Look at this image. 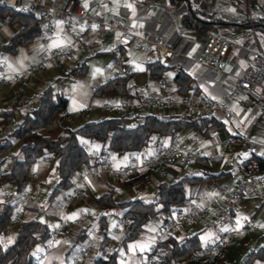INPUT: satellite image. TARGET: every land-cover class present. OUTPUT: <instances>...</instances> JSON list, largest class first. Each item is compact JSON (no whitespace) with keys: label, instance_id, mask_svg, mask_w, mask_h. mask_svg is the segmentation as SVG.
Returning a JSON list of instances; mask_svg holds the SVG:
<instances>
[{"label":"crops","instance_id":"crops-1","mask_svg":"<svg viewBox=\"0 0 264 264\" xmlns=\"http://www.w3.org/2000/svg\"><path fill=\"white\" fill-rule=\"evenodd\" d=\"M77 5L85 8L93 20L111 21L115 25L127 27L135 36V41L127 46H119L115 35L108 33L104 37H97L93 31H85L74 21H70L69 24L53 23L47 34L41 35L32 43L16 48L12 54H0V74L5 75L0 85V111H12L15 125L18 109L28 111L34 108L39 93L46 87L60 92L67 99L64 111L54 120L55 127L42 130V133L58 131L57 136L65 129L73 130L86 122L117 117L116 113L104 109V106H114L128 99L142 101L149 93L157 91L156 79H149L146 73V66L149 64L158 62L168 67L161 75L165 77L164 90L160 91L163 99L178 104L196 95L215 105L223 103V98L234 83V77L243 75L255 64L257 57H260L264 64V33L257 32L248 25L257 19H264V0H200L197 7L200 13L229 25L214 27L206 33L192 32L182 27L180 17L185 12L186 5L181 0H177L173 6H170L167 0H42L36 9L35 17L43 26L49 6L70 12ZM17 28V25H12L7 20L0 21V45L4 44ZM144 33L149 34L151 41L160 40L174 51L171 58L161 59L151 43L145 44L143 50H138L139 38ZM210 34L224 36L236 43V48L226 63V74L214 75L197 62L199 51ZM117 46L131 70L125 89L123 88L128 96L112 91L97 95V90L92 92L91 87L96 86L98 89L105 81L113 78L111 53ZM69 50H73L71 57L66 54ZM179 70L190 78V84L185 87L184 93L178 92L174 79ZM11 75H17L19 80L14 82L10 78ZM16 88H21L23 94L18 102L12 105L10 98ZM223 104L230 111V116L224 118L220 111H213L206 118L215 124L208 127L205 134L186 128L178 132L173 142L167 137L163 138L158 146L150 142L152 150L149 153L144 150L141 153L100 155L99 143L81 141V144H87L89 159L86 166L95 176L88 177L83 182L72 183L68 189L52 198L48 196L58 178V156H42L30 166L19 194H14L11 186L0 184V204L9 202L16 207L21 206L14 214L18 216V220L15 221L14 216L11 217V221L0 232L2 245L6 246L12 242L18 222L36 219L46 223L50 233V238L44 245L37 244L33 249L39 254L36 264H77L76 260L70 261L71 255L77 252L73 248L84 249L90 246V233L93 234L96 230L90 232L89 227L94 223L101 226L98 217L104 213L93 208L96 196L111 191L115 200L120 203L124 200L118 190L126 193L133 191L134 197L128 200L139 201L143 198L147 203H151L157 185L165 183L158 178V173L163 172V167H160L157 173L140 172L129 180L123 179L120 169L128 158L134 155L149 157L158 152L177 150L200 158L204 166H199L192 160L188 171L182 173L178 170V176L181 178L189 173L192 176H200L197 171H204L202 176L207 180L192 188L188 187V196L189 201L211 212V201L222 203L220 186L232 187L229 173L239 170L241 163L248 158L258 163L264 161V104L257 106L256 95L243 91H238L233 99ZM178 113V108L161 115L148 112L163 119L177 118ZM145 114L147 113H137L126 122L138 121V116ZM5 126L0 120V138H4L7 133ZM228 137L247 140L254 145L253 151L242 152L238 147L232 146L221 154L220 145ZM178 141H184L181 148H178ZM17 146L18 144L14 143L10 149L0 154V174L10 167V155L16 152ZM123 154L125 156L121 157ZM109 170L114 173L113 176L108 174ZM166 177V180L174 181L173 177ZM210 180L213 184L208 185ZM261 191L264 192V186ZM246 200L254 210V215L264 219V201L246 197L242 204ZM253 201H256V204H252ZM183 211L184 207L180 212L174 213L172 219L175 220ZM237 213L239 209L235 214ZM116 221L115 214L106 218V234L107 226L111 228L109 237H116L121 232L122 228ZM152 222L155 227L151 230L155 234L159 228V220L153 219ZM252 229L257 228L252 226ZM83 230L85 240L73 247L77 233ZM193 233L198 237L202 234L201 244L211 238V234L201 232L197 225L193 228ZM173 236L180 239L176 233ZM69 249L71 250L68 252ZM70 252L72 254L69 258ZM226 255L221 257L222 264ZM141 258L140 264L152 261L146 259L145 252Z\"/></svg>","mask_w":264,"mask_h":264},{"label":"trees","instance_id":"trees-1","mask_svg":"<svg viewBox=\"0 0 264 264\" xmlns=\"http://www.w3.org/2000/svg\"><path fill=\"white\" fill-rule=\"evenodd\" d=\"M170 6L177 0H167ZM185 3V12L180 17L182 27L197 33H206L219 26H229L220 20L210 19L207 14L200 13L198 4L200 0H181ZM7 20L12 25H17V30L10 38L0 45V54H12L18 47L32 43L40 37L41 24L35 14H20L0 3V21ZM257 32L264 33V19H257L248 23ZM238 26V25H236ZM168 67L158 62L146 66L149 79L159 78ZM129 77V76H128ZM128 77L112 80L116 84L115 93L128 96L124 91ZM178 92L184 93L185 87L190 84V78L182 71L175 75ZM112 91L111 84L100 86L96 94L102 95ZM67 99L50 87L43 89L34 108L24 111L18 109V120L15 127L0 138V154L6 152L14 143H17L16 152L10 155V167L0 174V184L12 187L14 194H19L26 181L27 172L32 164L44 155H56L57 181L49 194V198L68 189L73 183V175L81 164H86L88 153L81 148V141L99 143V154L107 153H141L148 143L158 146L159 142L167 137L173 142L178 132L186 128L205 134L208 127L215 124L207 118L182 121L178 118H159L152 114L138 116L134 126H127L126 120L119 116L104 118L99 121L86 122L79 127L63 130L55 138H50L42 133L55 118L62 114ZM12 111H0V120L4 125L13 118ZM0 161V165H1ZM193 162L204 166L200 158ZM206 177L185 175L169 184L159 183L158 199L154 203L141 204L137 200L117 202L111 191L94 198L93 208L101 213L98 222L103 227L101 239L98 242L97 255L92 259V264H118V251L126 250L128 244L144 230V225L155 219L162 222L172 220L173 214L180 212L189 202L187 188L200 185ZM14 205L9 202L0 204V232L11 221ZM116 215L117 219L125 221L120 234L114 239L115 248L105 252V247L113 237L106 234V218ZM50 238L46 223L36 219L20 221L17 224L12 242L9 245L0 244V264H36L37 261L32 251L37 244H45ZM264 241V236L259 237ZM85 240L84 230L77 233L73 247ZM202 244L197 234L188 238L178 239L168 236L158 242L152 250L145 252L147 260L154 264H184L188 257L193 255ZM72 248V247H70ZM71 249L68 250V252ZM264 262V243L258 247L248 249L238 260L237 264H254ZM190 264V263H189Z\"/></svg>","mask_w":264,"mask_h":264},{"label":"built area","instance_id":"built-area-1","mask_svg":"<svg viewBox=\"0 0 264 264\" xmlns=\"http://www.w3.org/2000/svg\"><path fill=\"white\" fill-rule=\"evenodd\" d=\"M42 0H2L5 7L15 10L20 14H35L37 7ZM74 21L85 31H93L97 37H104L108 33L116 36L119 46H127L135 41V36L131 34L127 27L115 25L111 21L104 22L93 20L89 17L88 11L77 5L70 12L48 7V13L44 25L41 27V34L45 35L49 32L50 26L53 23L69 24ZM152 44L158 52L161 59H170L174 51L168 48L160 40H150L148 33H144L139 38L137 45L138 50H143L145 44ZM236 48V43L228 38L210 34L204 41L197 62L211 71L214 75L226 74V63L231 54ZM73 50L67 51V56L71 57ZM111 65L113 67V78L104 82V85L111 84L112 92L116 91V84L112 80L131 75V70L124 60L123 55L119 52V48L114 47L111 53ZM34 70L35 67H32ZM4 74H0V85L4 81ZM10 78L17 82L19 77L11 75ZM157 91L149 93L142 101L128 99L114 106H104V109L111 110L117 116L123 119H129L137 113L153 112L156 115H161L164 112H172L179 109L177 118L186 120H196L199 118L208 117L213 111L218 110L224 118L230 116V111L224 107L223 103L233 99L238 91L254 93L256 95V105L264 104V64L260 57L256 58L255 64L247 69L243 75L234 77V83L229 88L227 95L223 98V103L215 105L206 98L192 95L180 103L163 99L160 96V91L164 90L165 77L160 76L156 79ZM96 86L91 87V91L95 92ZM23 94L21 88H16L10 98V104L15 105ZM56 123L52 122L45 129H52ZM15 127L14 121L10 119L5 126L7 132ZM81 148L87 150V144L82 143ZM235 146L242 152L251 153L254 145L247 140H241L234 137H228L220 145V153L224 154L230 147ZM195 155L182 151H167L158 152L149 157L134 155L128 158L126 164L121 167L120 174L125 180L131 179L134 175L140 172L157 173L160 167L168 164H177L179 172L185 173L188 171L190 162L195 159ZM108 174L113 176L112 171ZM95 176L86 164H81L78 170L73 175V183L85 181L88 177ZM232 181V187L220 186L219 192L222 196V203L218 204L211 201L209 207L211 212L196 205L195 202L189 201L184 207V211L180 216H176L175 220L162 222L161 226L155 232V241L152 243L150 250L155 245L168 236H173L175 233L180 239L188 238L193 235V228L197 225L201 232L211 234V238L204 242L197 251L188 257L185 263L195 264L198 262L204 264H217L221 257L227 252L230 247L231 240L234 237V214L242 204L246 197H255L264 201V192L261 188L264 186V161L258 163L252 159L244 160L239 170L232 171L228 175ZM158 178L166 181V174L158 173ZM137 187V185H136ZM158 199V189L156 188L151 198V203ZM139 203H147L145 199L140 198ZM14 220H18V216H14ZM117 225L124 227L125 221L117 219ZM115 232V231H113ZM154 264L152 261H146L142 264Z\"/></svg>","mask_w":264,"mask_h":264},{"label":"rangeland","instance_id":"rangeland-1","mask_svg":"<svg viewBox=\"0 0 264 264\" xmlns=\"http://www.w3.org/2000/svg\"><path fill=\"white\" fill-rule=\"evenodd\" d=\"M14 28V27H13ZM12 28V29H13ZM151 111H149L150 113ZM148 114V113H147ZM153 114V112H152ZM137 123V120H129L126 122L127 126H134ZM64 126V125H63ZM60 132V131H59ZM58 131H52V132H44V135L49 136L50 138H55L56 134ZM184 144V141H178L177 145L178 148H181V146ZM146 153H149V151L152 150V145L151 143H148V145L144 148ZM125 155L123 154L121 157H124ZM192 166V165H191ZM192 169V167H191ZM190 169V170H191ZM178 170L179 167L177 164H171V165H165L162 168V173L168 175V177H173L174 180L179 179L178 176ZM203 175L204 171H197V174ZM189 175H192L189 173ZM171 182L170 180H166L165 183ZM208 185L213 184V181H208ZM192 188V187H190ZM119 194L122 196V200L127 201L128 198H133L134 193L133 191L131 193H126L122 192L121 190H118ZM188 188H187V194L188 193ZM9 193H12L9 191ZM3 192L1 193V195ZM117 194V193H116ZM117 196V195H115ZM248 200H246L245 203L241 205L239 209V213L234 214L235 218V226H234V237L231 240L230 247L227 250V252L224 254L226 255V258L224 259V264H237L239 258L250 248L253 247H258L259 245L263 244L264 241L260 240L258 238L259 236L264 235V219L262 217H258L257 215H254V210L250 208V205L247 203ZM251 201V200H249ZM252 204H256V201H253ZM17 208H21V206H14V209L12 210L11 217L13 218L15 212L17 211ZM15 210V211H14ZM60 218L61 215H60ZM50 226V224L48 223ZM252 226H255L257 229L253 230ZM150 227V228H149ZM152 227H155L153 224L152 220L147 222L144 225V230L141 231L136 238L128 244V247L126 250H119L118 251V258L117 262L118 264H140V260L142 259V255L144 252L149 251V248L152 244V242L155 241V234L152 233ZM90 228V232L95 229L96 231L90 233V238H91V244L87 248H73V250L76 252L74 255H71L72 258L70 261H77V264H92L91 260L97 255V247H98V242L101 239L102 236V231L103 227L99 226L98 224L92 225ZM111 228L108 225L107 226V236L109 237V232ZM118 236L113 237L112 239H109L106 247H105V252L110 253L114 248V239H116ZM203 236L202 234H199V239H202ZM2 240H0V244H2ZM70 252L68 254L70 258ZM32 255L34 258L38 259L39 254L33 250ZM223 260V259H222ZM222 260L218 262L219 264H222ZM144 262V260H143ZM75 264V263H72ZM152 264V263H151ZM256 264V263H255Z\"/></svg>","mask_w":264,"mask_h":264}]
</instances>
